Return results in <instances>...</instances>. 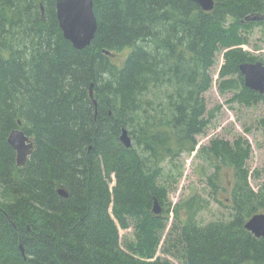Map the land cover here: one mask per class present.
Instances as JSON below:
<instances>
[{
    "label": "trees",
    "instance_id": "obj_1",
    "mask_svg": "<svg viewBox=\"0 0 264 264\" xmlns=\"http://www.w3.org/2000/svg\"><path fill=\"white\" fill-rule=\"evenodd\" d=\"M93 1L97 32L77 50L56 0H0V264H173L157 255L173 213L165 242L182 246L184 264H264V237L245 227L264 213L247 142L198 149L215 193L232 180L229 218L201 222L208 206L199 194L153 211L155 199L168 201L164 164L196 151L208 124L205 93L221 48V94L264 98L245 85L240 64L258 60L228 21L264 26V0H215L210 11L191 0ZM126 48L119 66L111 53ZM16 128L34 141L24 166L8 142ZM132 225L136 240L124 247L120 230Z\"/></svg>",
    "mask_w": 264,
    "mask_h": 264
},
{
    "label": "rangeland",
    "instance_id": "obj_2",
    "mask_svg": "<svg viewBox=\"0 0 264 264\" xmlns=\"http://www.w3.org/2000/svg\"><path fill=\"white\" fill-rule=\"evenodd\" d=\"M228 21L237 29L235 34L241 38V46L249 56L264 62V26L248 25L247 23L246 26L233 24L238 23L234 17H229ZM226 51V48H221L217 52L215 64L211 69L213 83L205 93L208 124L204 132L198 135L197 150L192 154H183L165 163L160 180V183L168 188V201L166 205L161 204L163 210L167 209L169 204L175 206L193 194H199L204 198L205 205L208 206L200 214V220L203 223L229 218L231 211L228 206L230 205L232 181L230 176L232 173L228 172V177L231 180L228 189L215 193L207 183V175L212 170L199 156L198 149L200 147L208 146L215 140H225L232 144L238 141L247 142L251 149L250 155L245 161V167L249 172L250 183L256 191L264 184V98L257 102H248L246 98L234 92L221 94L218 82L221 68L225 63ZM129 52V48L121 52H112V60L121 66ZM173 214L157 255L164 259H170L173 264H184L182 246L174 241H170V244L165 242L169 239V232L173 227ZM120 232L124 247L128 242L136 240L134 225L129 229H121ZM174 238H176L175 235L172 239ZM167 248H170L172 253L165 251Z\"/></svg>",
    "mask_w": 264,
    "mask_h": 264
},
{
    "label": "water",
    "instance_id": "obj_3",
    "mask_svg": "<svg viewBox=\"0 0 264 264\" xmlns=\"http://www.w3.org/2000/svg\"><path fill=\"white\" fill-rule=\"evenodd\" d=\"M198 3L205 11L213 10L215 0H191ZM57 16L64 37L69 40L77 50H83L91 46L95 38L98 21L94 11L93 0H56ZM42 9H44L42 7ZM259 15L247 16V19H261ZM110 54V52H107ZM240 72L244 76L246 87L264 94V62H244L239 66ZM93 84L90 88V95L94 100ZM94 102H96L94 100ZM121 142L131 148L133 141L126 129L120 137ZM8 142L17 153V165L24 166L34 150V141L23 129L16 128L8 136ZM61 196L67 197L68 192L61 188ZM154 213L161 214L162 206L158 199L154 200ZM247 230L256 237H264V213L253 215L245 224ZM22 248V244H21ZM23 252V249H22Z\"/></svg>",
    "mask_w": 264,
    "mask_h": 264
}]
</instances>
